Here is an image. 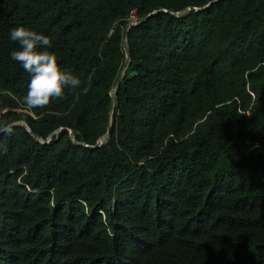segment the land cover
Listing matches in <instances>:
<instances>
[{
	"label": "trees",
	"instance_id": "trees-1",
	"mask_svg": "<svg viewBox=\"0 0 264 264\" xmlns=\"http://www.w3.org/2000/svg\"><path fill=\"white\" fill-rule=\"evenodd\" d=\"M18 26L81 81L45 108ZM0 124V264H264V0H0Z\"/></svg>",
	"mask_w": 264,
	"mask_h": 264
},
{
	"label": "clouds",
	"instance_id": "clouds-1",
	"mask_svg": "<svg viewBox=\"0 0 264 264\" xmlns=\"http://www.w3.org/2000/svg\"><path fill=\"white\" fill-rule=\"evenodd\" d=\"M10 38L20 44V50L10 53L11 58L30 74L24 102L29 108H45L53 100L62 99L66 88H77L78 77L60 67L53 52L39 51L38 46L50 47L51 40L25 26L10 31ZM10 124H0V132L11 133Z\"/></svg>",
	"mask_w": 264,
	"mask_h": 264
},
{
	"label": "water",
	"instance_id": "water-1",
	"mask_svg": "<svg viewBox=\"0 0 264 264\" xmlns=\"http://www.w3.org/2000/svg\"><path fill=\"white\" fill-rule=\"evenodd\" d=\"M208 3H206V4H204L203 6H206ZM154 11V10H153ZM153 11H150V12H148L145 16H147L148 14H150L151 12H153ZM176 12H179V11H176ZM144 16V17H145ZM143 18V17H142ZM141 18V19H142ZM141 19H139V20H137V21H127L126 23H125V25H124V32H125V30H126V28L129 26V25H131V24H135V23H137V22H139ZM123 48H124V52H125V58H124V61H123V65H122V68H121V70L119 71V73L117 74V76H116V79H115V82H114V87H113V89L110 91V93H109V103H108V109H107V115H108V122H107V126H106V130H105V132L102 134V135H100L98 138H97V140L95 141V143L94 144H92V145H90V146H93V145H97V144H100V143H102L104 140H105V138H106V136L108 135V131H109V126H110V124H109V122H110V120H109V115H110V112H111V109H112V104H113V100H114V96H115V89H116V86H117V84H118V81H119V79H120V77H121V71H122V69L125 67V65H126V63H127V61H128V54H127V48H126V44H125V41H123ZM130 73L131 74H133L134 73V71L132 70V71H130ZM13 123V122H12ZM12 123H10V124H12ZM61 129V127H58V128H56V129H54L51 133H49V135H51V134H53V133H56L58 130H60ZM32 134V133H31ZM33 136H35L34 134H32ZM72 139H73V136L71 135L70 136ZM38 140H40L39 138H37ZM47 139H44V140H40V141H46ZM264 156V155H263Z\"/></svg>",
	"mask_w": 264,
	"mask_h": 264
},
{
	"label": "bare ground",
	"instance_id": "bare-ground-1",
	"mask_svg": "<svg viewBox=\"0 0 264 264\" xmlns=\"http://www.w3.org/2000/svg\"><path fill=\"white\" fill-rule=\"evenodd\" d=\"M110 116H111V112H110V115H109V120H110Z\"/></svg>",
	"mask_w": 264,
	"mask_h": 264
}]
</instances>
